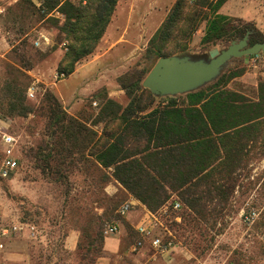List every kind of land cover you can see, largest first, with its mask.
<instances>
[{
	"label": "rangeland",
	"instance_id": "obj_1",
	"mask_svg": "<svg viewBox=\"0 0 264 264\" xmlns=\"http://www.w3.org/2000/svg\"><path fill=\"white\" fill-rule=\"evenodd\" d=\"M175 1L119 0L112 26L93 54L82 59L72 75L58 79L59 64L70 44L69 35L62 28L66 16L56 9L60 16L53 12L52 16L43 17L37 7L24 0H8L9 7L0 17V84L8 78H18L25 88L36 81L38 95L34 101L27 100L34 113L27 118L11 119L10 132L18 139L15 157L19 169L10 180L0 177V233L18 223L35 225L38 233L34 239L10 231L8 239L2 240L6 246L32 255L33 264L54 261L97 264L106 257L110 264H139L137 261L144 252L153 255L148 245L137 252L130 251L139 240L132 222L138 226L145 215L139 217L137 208L127 217L118 215V209L130 196L113 178L112 169L82 164L65 172L68 178L58 182L53 181L56 177L41 171L45 165L42 149L50 144L48 121L41 108L50 92L70 115L86 121L90 129L102 134L110 126L108 120L97 123L105 95L123 108L128 106L130 99L122 89V81L142 76L144 70L151 71L157 63L146 60L148 41ZM233 9L238 13L237 17L229 16L232 20L250 22L264 37V0H244ZM206 26L207 22L202 20L185 55L208 58L211 51H222L232 43L205 45ZM186 30L182 26L176 31L173 44L181 42ZM41 33L52 40L50 46L42 49L35 45ZM224 75L237 76L230 80V90L259 100L264 92V55L232 60L221 76L206 87ZM128 147L137 150L135 146ZM4 149L0 142V167L5 159ZM244 170L223 210L218 207L212 216L204 219L185 207L183 221L177 228L183 243V250L176 253L181 264H264V158L251 159ZM173 198L180 200L177 193L171 192L169 200ZM217 204L219 199L213 201L212 208ZM252 208L260 217L250 226L244 218ZM129 216L134 221H128ZM107 222L122 224V232L117 236L120 253L113 256L104 249L107 238L102 232ZM72 230L80 235L79 250L73 257L64 249ZM56 250L62 252L53 259Z\"/></svg>",
	"mask_w": 264,
	"mask_h": 264
},
{
	"label": "trees",
	"instance_id": "obj_2",
	"mask_svg": "<svg viewBox=\"0 0 264 264\" xmlns=\"http://www.w3.org/2000/svg\"><path fill=\"white\" fill-rule=\"evenodd\" d=\"M24 1L37 7L31 0ZM41 1L45 13L37 10L43 17L56 9L66 16L62 28L70 44L58 71L69 77L98 47L118 0ZM227 1L177 0L150 40L146 60L155 63L162 57L185 55L202 20L207 22L205 45L230 44L248 32L251 46L264 42L253 24L219 13ZM207 8L210 12H205ZM182 26L187 34L173 44ZM144 71L122 81L130 99L125 108L105 95L97 123L108 120L110 130L102 134L70 115L48 92L41 112L48 121L50 144L42 149L45 165L40 169L56 177L54 182L68 178L65 172L82 164L112 169L117 183L149 211H158L174 192L186 208L207 219L216 208L228 205L249 161L264 158V92L255 100L232 91L228 85L237 76L224 75L198 92L159 99L143 88L150 73ZM28 88L18 78L0 84L3 117L27 118L35 112L27 102ZM215 199L220 204L212 208Z\"/></svg>",
	"mask_w": 264,
	"mask_h": 264
},
{
	"label": "built area",
	"instance_id": "obj_3",
	"mask_svg": "<svg viewBox=\"0 0 264 264\" xmlns=\"http://www.w3.org/2000/svg\"><path fill=\"white\" fill-rule=\"evenodd\" d=\"M38 9H42L41 0H32ZM84 4L86 2L84 1ZM1 6V0H0ZM54 14L60 16L58 11H53ZM53 12L48 14L52 16ZM42 13L45 10L42 9ZM52 44V40L46 34H40L35 41V45L39 48L48 47ZM58 79L66 78L64 73L58 74ZM38 84L35 81L27 91V98L31 101L37 99ZM97 106V102H94ZM12 120L5 118L0 114V142L4 146L5 159L0 167V177L3 179H10L17 174L19 169V162L15 157V149L18 145V139L10 132ZM135 204L130 199L123 203L118 209V215L127 217L134 209ZM185 205L179 199H171L165 203L158 211L151 212L146 209L145 219L137 226L136 232L139 235V240L133 246L134 251L143 249L146 245L156 250L159 254L171 256L183 250V243L180 240L178 233V226L183 221V211ZM260 213L252 208L249 210L244 218L247 225H253L259 219ZM23 228L13 227V229H3L0 233V238L10 235L12 232H20ZM121 233V225L119 222H107L103 228V235L106 238H114ZM3 245L0 244V249Z\"/></svg>",
	"mask_w": 264,
	"mask_h": 264
},
{
	"label": "water",
	"instance_id": "obj_4",
	"mask_svg": "<svg viewBox=\"0 0 264 264\" xmlns=\"http://www.w3.org/2000/svg\"><path fill=\"white\" fill-rule=\"evenodd\" d=\"M250 32L224 50H213L208 58L190 55L160 58L143 82V88L158 98L177 97L200 91L216 81L238 58L264 55V42L250 45Z\"/></svg>",
	"mask_w": 264,
	"mask_h": 264
},
{
	"label": "crops",
	"instance_id": "obj_5",
	"mask_svg": "<svg viewBox=\"0 0 264 264\" xmlns=\"http://www.w3.org/2000/svg\"><path fill=\"white\" fill-rule=\"evenodd\" d=\"M176 2H177V0L174 2L173 6L175 5ZM118 3H119V0H118ZM118 3H117V5H118ZM242 3H244V0H229L223 5V7L220 9L219 13L222 15H225V16L237 17L236 13H238V12L236 9H233V6L235 8V5L242 4ZM8 7H9L8 0H6V2H5V0H1L0 17L2 14H4L7 11ZM248 7H250V4H248ZM116 9H117V6H116ZM231 10L234 12H231ZM112 19H113V17H112ZM112 19H111V22H112ZM111 22L107 28L108 31L112 26ZM162 24L155 29V31L153 32V34L151 35V37L148 41V44H149L150 40L152 39V37L156 34V32L162 26ZM107 30H106V32H107ZM164 98H166V97H164ZM159 99H162V98H159ZM16 175H14L12 178H14ZM12 178H10V179H12ZM119 186L121 187V185H119ZM128 195L130 196V199L133 201V203L136 205L135 208H137V210L139 209V212H140L139 217H142L143 215H145L147 208L140 201H138L136 198H134L132 195H130L129 193H128ZM129 220L134 221V220H132V216L131 217L129 216L128 221ZM134 223L135 222H132V225L135 226V229H136L137 226H136V223L135 224ZM120 225H121V232H122V224H120ZM14 227L23 228L22 231L17 232V233L23 235V237H25V238L34 239L37 237L38 232H37L35 225L18 223ZM8 237H9V235L0 238V244L3 245V248L0 249V264H33L32 255H30L28 252L23 251L21 249H17L16 247H13V246L9 247V246H6L4 244V242L2 240L5 241L6 239H8ZM79 237H80V235H79L78 231H76V230H72L70 232V234L66 237V244L64 246V249H65L66 253L72 255V257L75 256L76 255L75 253H77L79 250ZM149 248H150V250H153V255L149 256L148 253L144 252L140 256L139 260L137 258V260H138L137 262L139 264H181V259H180V257L176 256L177 254H173V255L168 257L166 255L159 254L156 250H154L151 247H149ZM104 249H105V252L109 254V256L119 254L120 249H121L120 238L119 237L107 238L105 241ZM130 251L132 253L137 252V251H134L133 247L131 248ZM60 252H62V251L56 250V252L53 253V259H57ZM159 257H160V259H157ZM109 260H110L109 257H106V258L101 259V261L97 264H110L108 262ZM48 264H57V262L54 261V262H50Z\"/></svg>",
	"mask_w": 264,
	"mask_h": 264
}]
</instances>
